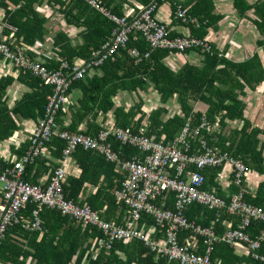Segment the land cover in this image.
<instances>
[{"label": "trees", "instance_id": "1", "mask_svg": "<svg viewBox=\"0 0 264 264\" xmlns=\"http://www.w3.org/2000/svg\"><path fill=\"white\" fill-rule=\"evenodd\" d=\"M7 1L14 9L7 12L6 21L9 25L16 28L15 35L17 40H20V45L24 48H29L36 40L43 39L45 34L44 22L42 23V21L36 19L37 14L32 11L31 7L33 0ZM60 5L63 6L61 3ZM235 6L241 14L250 8L245 0H235ZM252 6L251 8L256 16L253 22L264 35V1L256 2ZM61 11L66 23L84 28L81 34L83 44L78 47H71L64 33H56L53 37L54 46L60 50L56 61L44 64L48 69L57 68L62 60H66L69 63L74 57L87 59L93 50L99 48L109 38L115 27L113 23L82 0H68ZM188 13L199 21V26L196 28L199 30L195 31L194 37H204L205 17H200L199 14L195 13L193 7L188 9ZM130 47H135L141 54L149 50L148 44L138 33H136L135 38L130 37L126 48ZM125 50L119 49L113 61H105L102 65L95 68V74L90 79L86 80L88 77L86 75L83 79L76 80L70 85L68 92L71 88L79 87L83 93L82 98L78 102L80 107L77 113L79 114L76 116L72 115L70 124L63 127L61 120L62 109H60L55 117V123L58 125L59 131L78 132L77 125L80 124L87 114L94 111L95 114L98 111L105 113L112 109L111 97L115 96L119 90H132L134 85L143 87L147 84L146 80H148L161 94L162 103L166 102L174 92L177 94L178 103L181 104V114L175 115L167 122L162 123L159 120V116L163 110L157 109L151 112L148 118L149 130L144 135L150 136L154 134L158 138V133H164L168 138L167 140H169L176 137L173 135L177 130H179L177 133L179 135L186 123H188L190 130L199 127L202 122H206L209 125L217 123L218 129L216 131L213 130L209 134L205 129L199 128L198 139L200 136H204L207 141L206 144L212 145L213 138L210 136L217 135V137L214 136L216 139L218 138V141L215 142L216 149L228 152L236 159H241L250 167L249 169L252 168L251 170L256 169V172H264V158L261 156L260 141L258 139L259 131L252 129L244 119V106L237 99L238 94H243L245 85H252V77L249 76L248 72L250 67L255 65V59L254 62L248 61L235 65L218 57L213 48L214 54H205L201 66H186L178 72H172L162 63V59L169 52L168 50L150 51L148 57L136 65L127 56ZM26 51L29 53V49H26ZM98 70H100L101 75H97L96 72ZM231 72L234 73L231 74ZM19 78L21 81L26 82L32 90L29 93H25L11 110L4 106L0 93V139L2 140L14 130L11 115L25 116L31 113L41 118L47 103L46 97L51 93L50 86L40 84L39 80L28 72L24 74L20 72ZM85 80L86 83H83ZM11 81L12 78L10 77L2 79L0 81V92ZM188 100L205 104L206 109L202 112H194L193 107L187 104ZM136 109L137 111L139 110L138 107ZM114 115L116 126L128 127L129 113L124 114L121 108H116ZM227 120H242L243 126L240 130H230L227 136H224L225 133H222V129L226 126ZM92 129L88 133L95 134L97 129ZM135 131L137 132V129ZM138 132L140 133V131ZM197 137H195L196 142L190 140L192 149L198 147ZM153 138L156 140L155 137ZM47 146L53 150L52 155L54 157L61 158V152L64 148L62 140L53 137ZM113 147L114 149L117 147L116 143H113ZM24 150L23 154L26 151ZM123 153L124 159L138 154L137 150L133 148H125ZM74 155L80 167V174L77 178L66 177V183L63 187L65 198L79 203L80 199H78V196L85 183L99 185L96 193L90 194L85 199L90 208L98 211L101 209L102 204L106 202L109 210L99 214L102 219L105 217V220L113 221L120 225L130 221L125 219L126 217L124 218L127 208L124 205H118L119 207H117L114 203V198L109 193L113 184L116 188L120 187L124 176L119 175L117 171L115 173L114 165L107 162L99 154L77 148ZM46 162V160H41L38 157L33 164L27 165L24 170L23 180L35 184L36 173L40 168L45 167ZM50 166L51 170H53L58 164L52 162ZM5 167L7 166H0V169ZM191 169L194 170L195 168L191 167ZM218 171L219 168H206L202 171L206 178L204 188L210 189L213 187L216 189V194L223 197V194L217 189L218 183L215 180ZM235 191L236 189L232 186L230 192L234 193ZM247 197H245V200L249 203L263 205L264 184L259 186L254 198ZM224 199L226 202L229 200L227 197H224ZM159 201L157 199L156 202L159 203ZM172 207L173 197L170 195L164 204V208L170 210L173 209ZM34 208V203H27L20 210L19 215L24 220H29ZM115 210L118 211L117 215ZM224 215L223 212L207 210L198 204L188 206L183 212V217L187 221L193 220L202 227H209L211 224L213 227L216 226ZM39 218L41 224L38 230L25 229L21 226V223L8 227L4 238L0 242V264H177L168 262L157 252L151 251L143 240L136 237L128 241H115L109 250L99 249L97 252L96 247H93V243L95 239L102 237V233L96 227H82L73 218L62 215L57 210L45 207L40 210ZM144 222L153 224L149 217L141 216L138 223ZM256 229L257 227L249 230V233L253 235ZM221 231L222 229L218 227L216 233L222 235ZM177 233L179 242H182L189 234V231L180 230ZM263 248L264 246L259 250L261 254H264ZM200 251H203V247H200ZM211 258L220 259V264H240L244 260L236 257L233 254L232 247L222 242L214 246ZM253 264L261 263L255 261Z\"/></svg>", "mask_w": 264, "mask_h": 264}, {"label": "built area", "instance_id": "2", "mask_svg": "<svg viewBox=\"0 0 264 264\" xmlns=\"http://www.w3.org/2000/svg\"><path fill=\"white\" fill-rule=\"evenodd\" d=\"M82 1L115 27L109 38L80 64L62 60L57 68L48 69L43 62L27 58L16 47L12 37L0 39V59L22 74L30 73L40 84L51 87V93L46 97L44 114L37 120L30 134L27 150L20 158L0 169V242L8 227L17 223L28 230L40 229L39 212L45 207L73 218L82 227L93 226L99 229L103 236L93 243L97 252L99 249L109 250L115 241H128L136 237L168 262L220 264L217 258H211V254L214 246L222 242L234 248L243 246L252 260L264 264V255L259 252L264 245V208L245 200L243 184L249 167L230 153L206 144L204 136L198 139L199 128L210 133L211 126L208 123L202 122L193 130L186 123L179 135L165 142L117 126H103L95 134L59 131L55 117L67 100L70 85L83 79L105 61H113L119 49H126L127 56L134 65L146 59L153 50L214 54L207 40L171 36L167 26L156 19L155 3L146 5L136 15L127 18L112 13L101 0ZM174 18L194 28L199 26V21L179 4L175 8ZM136 33L149 46V50L142 54L135 47L126 48L130 37L135 38ZM53 137L64 142L62 160L81 148L103 156L115 166L118 173H123L124 178L114 195L127 208L130 221L124 228L101 220L98 213L87 204L78 205L65 198L63 187L66 172L62 162L51 170L50 179L45 185L23 180L25 167L44 154ZM195 137L198 139V147L193 150L190 140L196 142ZM113 143L131 147L138 154L124 159V148L114 149ZM223 166L229 167V183L236 189L228 195L227 202L216 194L215 188H204L206 178L202 173L206 168ZM216 178L219 179L217 176ZM170 195L173 197V209L169 210L164 208V204ZM157 199L160 200L159 203L156 202ZM27 203H34L35 208L31 212V218L24 220L19 212ZM192 204L236 217L237 224L235 228L218 236L212 228L201 227L183 217L184 210ZM141 216H147L153 222L152 233L137 228ZM253 227L257 229L251 235L249 229ZM180 230L189 231L182 242L178 240L177 232ZM154 231L159 238L153 235ZM200 247H203V251H200Z\"/></svg>", "mask_w": 264, "mask_h": 264}, {"label": "crops", "instance_id": "3", "mask_svg": "<svg viewBox=\"0 0 264 264\" xmlns=\"http://www.w3.org/2000/svg\"><path fill=\"white\" fill-rule=\"evenodd\" d=\"M260 1L264 0H245L246 4L250 6V8L243 14H241V12L238 11L237 7L235 6V0H102V4L106 8L110 9L115 15L118 13V16L131 18L146 5L155 3L156 19L167 26L171 36L176 37H194L195 31L199 30L188 24L181 23L179 20L174 18V11L178 4L187 13L188 9L193 7L195 13L199 14L200 17H205L206 20L205 35L204 37L197 38L207 40L218 54V57H221L222 59H225L229 63L235 65H240L248 61L254 62L255 59V65L250 67L248 72L249 76L252 77V85H245L243 94H238L237 99L244 106V119L249 123L252 129L259 131L258 139L260 141L261 156L264 158V35L259 31L258 27L253 22L256 16L254 14V10L251 8L254 3ZM67 2L68 0L32 1V11L36 12L37 20L42 21V23L44 22L43 25L45 34L43 39L36 40L29 48H24L20 45V40L18 41L16 38V28L9 25L6 21L8 14L7 12L12 11L14 7L9 3V1L6 0L4 2V0H0V39H8V37H12L16 47H20V51L25 56L29 57V59H37L44 64L46 62L48 64L50 61H56L58 58V52L60 50L58 47L54 46L53 37L56 33H64V36L71 47H78L83 44V38L81 37V34L83 33L84 28H79L75 24L66 23L63 18L61 10ZM60 3L63 4V6H61ZM26 49H29V53H27ZM204 55L205 54L197 51H187L183 53L168 52L162 59V63L170 71L178 72L186 66H201L205 58ZM83 60V58L74 57L71 62L69 61V63L80 64ZM19 73L20 71H17V69L11 64L0 59V81L4 78H12V81L5 86L3 91L0 92L4 106H6L8 110H11L25 93H29L32 90L26 82L20 80ZM96 73L97 75H101L100 70H98ZM233 73L234 72H231V74ZM94 74V71L89 73L86 80L90 79ZM86 80L83 81V83H86ZM146 82L147 84H145L143 87H136V85H134L132 90H119L115 96L111 97V101L113 103L111 110H108L105 113L98 111L95 114L94 111L87 114L80 124L77 125V131L88 133L92 128V130H98L103 126H116L114 115V110L116 108H121L124 114H130L128 117L129 125L126 128H129L133 133L142 135H144V133L148 132L149 130L148 118L151 112L157 109H162L163 112L159 116V120L162 123L167 122L169 119L175 117V115L181 114V104L178 103L177 94L175 92L170 98H168V100H166V102L162 103L161 94L150 81L146 80ZM82 95V90L79 87L71 88L70 91L67 92V100L62 107L61 120L63 122V127H66L70 124L72 115L76 116L79 114L77 113L78 108L80 107L78 102L82 98ZM187 104L193 107L194 112H202L204 109H206L205 104H199L197 102L195 103L190 100H188ZM136 107L139 108L138 111ZM11 117L12 126H14L13 132L4 140L0 139L1 167L8 166L12 161L20 158V156L23 154V150H26L27 144H29L30 134L34 129L37 120L39 119V116L37 117V115L31 113L26 114L25 116L13 114ZM210 126V133H212L213 130L216 131L218 129L217 123H214ZM242 126V120H227L226 126L222 129V133H225L224 136H227L230 130H240ZM136 129L137 132L135 131ZM138 131H140V133ZM178 131L179 130H177L173 136H177ZM214 136L217 137V135L210 137L213 138L212 145L216 147L215 142L218 141V138L216 139ZM147 137L156 138L154 134H151ZM167 139L168 138L164 133H158V138H156L157 141L162 142L168 141ZM116 145L117 147L115 149L121 147L124 149L131 148L128 146H120L118 143H116ZM212 145L209 144V146ZM52 153L53 150L49 149L47 146L44 154L39 157V159H44L47 162L45 163V167L40 168L36 173L37 175L35 184L45 185V183L49 181L51 176L50 164L52 162L58 165L60 162H62V165L65 168L66 177L71 176L77 178L79 176L80 167L77 160L75 159L74 153L66 157L64 160L54 157ZM46 167H48V169H46ZM251 169H249V172L244 178L243 186L245 190V197L249 196L247 198L252 199L256 196L259 186L264 184V172H256V169ZM115 171L116 170L114 166V172ZM229 173V167H220L216 176L221 180L215 178V180L218 182L217 189H219V191L223 194V198H228V195L232 193L230 192L232 185L229 183ZM119 175L122 177L124 176L123 173H119ZM98 187L99 185L97 186L85 183L84 188L78 196V199H80L79 203H85L87 206H89L85 199L90 194H95ZM116 189L118 188H116L113 184V186L110 187L109 193L112 198H114L113 200H115L114 203L117 207H119L118 205L123 206L124 204L121 201H118L114 195V191ZM73 203L81 205L78 202ZM256 206L264 208V204ZM106 210H109V208L108 204L104 202L101 206V209L96 212L99 215L100 213L103 214ZM116 211L117 210H115V212ZM117 214L118 211L116 212V215ZM99 218L105 222L112 223L115 226L122 228H124L129 222L126 221L123 225H120L114 223L113 221L105 220V217L102 219L100 215ZM124 218L127 220L129 219L127 210H125ZM190 222L197 224L193 220ZM218 224V227L222 229V234L231 228H235L237 224V218L225 214ZM217 225L213 227L211 224L209 227L205 228H212L215 234H217ZM137 228L143 229L144 231H149L151 233L153 232L152 225L147 224V222L138 223ZM255 228L253 227L251 229ZM153 235L156 238H159L155 231ZM232 251L236 257L244 259L240 264H253V262H255L246 254L244 247L241 245H238L235 248L232 247ZM218 261L221 263L220 259H218Z\"/></svg>", "mask_w": 264, "mask_h": 264}, {"label": "water", "instance_id": "4", "mask_svg": "<svg viewBox=\"0 0 264 264\" xmlns=\"http://www.w3.org/2000/svg\"><path fill=\"white\" fill-rule=\"evenodd\" d=\"M20 48V47H19Z\"/></svg>", "mask_w": 264, "mask_h": 264}]
</instances>
